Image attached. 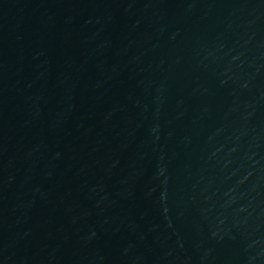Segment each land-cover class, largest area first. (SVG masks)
I'll list each match as a JSON object with an SVG mask.
<instances>
[{
  "label": "water",
  "instance_id": "1",
  "mask_svg": "<svg viewBox=\"0 0 264 264\" xmlns=\"http://www.w3.org/2000/svg\"><path fill=\"white\" fill-rule=\"evenodd\" d=\"M0 264H264V0H0Z\"/></svg>",
  "mask_w": 264,
  "mask_h": 264
}]
</instances>
